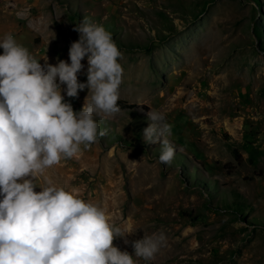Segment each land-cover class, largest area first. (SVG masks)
Returning a JSON list of instances; mask_svg holds the SVG:
<instances>
[{"label":"rangeland","instance_id":"1","mask_svg":"<svg viewBox=\"0 0 264 264\" xmlns=\"http://www.w3.org/2000/svg\"><path fill=\"white\" fill-rule=\"evenodd\" d=\"M85 17L122 53L121 111L95 117L107 134L36 183L103 206L126 234L121 251L163 232L154 259L137 264H264V0H0V38L70 63ZM62 94L78 112L88 89ZM149 110L172 126L170 165L143 140Z\"/></svg>","mask_w":264,"mask_h":264},{"label":"clouds","instance_id":"2","mask_svg":"<svg viewBox=\"0 0 264 264\" xmlns=\"http://www.w3.org/2000/svg\"><path fill=\"white\" fill-rule=\"evenodd\" d=\"M73 31L79 39L70 45V63L57 58L55 65L47 56L38 60L11 32L0 38V264H137L136 258L154 259L166 240L163 232L144 235L131 242L134 254L121 251L114 241L126 234L103 206L50 178L36 183L107 134L95 117L121 111L123 56L111 33L87 17ZM85 58L87 79L80 82ZM85 89L84 105L74 111L62 92L78 98ZM147 117L143 140L159 143V161L170 165L172 126L160 111L149 110Z\"/></svg>","mask_w":264,"mask_h":264}]
</instances>
